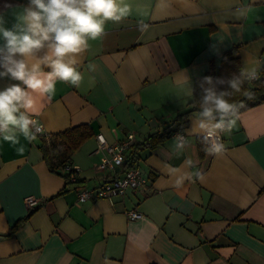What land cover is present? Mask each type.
<instances>
[{
    "label": "crops",
    "instance_id": "obj_1",
    "mask_svg": "<svg viewBox=\"0 0 264 264\" xmlns=\"http://www.w3.org/2000/svg\"><path fill=\"white\" fill-rule=\"evenodd\" d=\"M127 2L132 14L109 23L105 35L78 54L80 86L58 83L54 97L38 99L45 131L32 142L20 137L22 155L0 143V264H264V100L236 114L231 133L221 134L226 150L219 155L204 151L202 134L187 131L199 112L191 104L195 87L204 76L227 75L224 55L236 53L239 70L259 73L264 0ZM23 3L0 0V9L11 6L5 9L9 23ZM184 70L193 95L183 90ZM7 83L0 80V87ZM191 109L181 129L186 149H175V135L138 147L135 165L147 186L123 195L78 203L77 191L65 189L41 147L42 135L83 126L90 135L69 162L83 187H97L112 171L97 168L106 153L96 134L109 144L132 134L131 145H138ZM184 172L193 178L176 187V175ZM27 196L40 200L28 209ZM127 210L141 216L129 219Z\"/></svg>",
    "mask_w": 264,
    "mask_h": 264
},
{
    "label": "clouds",
    "instance_id": "obj_2",
    "mask_svg": "<svg viewBox=\"0 0 264 264\" xmlns=\"http://www.w3.org/2000/svg\"><path fill=\"white\" fill-rule=\"evenodd\" d=\"M10 7L0 9V80L8 81L0 87V143L12 145L22 155L25 149L20 137L32 142L45 131L37 118L38 99L54 97L58 83L79 87L84 76L78 67V54L90 47V41L101 39L109 23L125 21L132 14V5L127 0H24L23 6L12 12L9 23L5 9ZM147 27L141 25L142 30ZM256 79L254 67L241 68L227 79L210 75L201 79L199 112L187 131L203 135L207 154L219 155L226 150L221 134L231 133L242 106L230 97L237 93L250 96L243 86ZM181 83L185 94L193 95L187 70ZM188 144L187 135L174 137L178 152ZM121 162L116 157L115 163ZM184 163L188 168L194 164L191 159ZM171 171L175 174L180 169ZM193 175H176L175 186H182Z\"/></svg>",
    "mask_w": 264,
    "mask_h": 264
},
{
    "label": "trees",
    "instance_id": "obj_3",
    "mask_svg": "<svg viewBox=\"0 0 264 264\" xmlns=\"http://www.w3.org/2000/svg\"><path fill=\"white\" fill-rule=\"evenodd\" d=\"M222 63L223 66L227 69V75L225 74V76H219L218 74H215L213 75V77H223L227 79L230 78L232 74L237 73L239 71V56L234 52H229L224 55ZM258 76V79L254 81H246L243 86L244 89L250 92V96H245L237 93L230 97L231 101L237 102L242 105L239 108L238 112L249 108L255 104H258L264 100V64L260 68ZM199 84L200 83H198V85L195 87L193 100L191 101V104L194 107H199V98L201 95V89L199 87ZM221 87H226V85H223ZM191 111L192 109L177 115L168 123H166V126L162 131L151 134L145 139L143 143L138 145H131L129 147L131 151L129 155H125V160L122 164V168L127 169L135 165V157L137 154L138 147L146 146L153 148L157 144L161 143L163 139L173 135L175 131L183 129L184 125L188 122V118ZM89 135L90 133L83 129V126L71 128L65 133L56 135V137H48V135H42L43 145L41 147L43 149V153L48 159L51 169L65 178L66 190H76L77 188H81L84 185L83 180L78 179V177L76 181L71 182L69 180L68 174L63 173L61 169L63 166L70 163L69 154L73 150H75L77 145ZM65 138L70 139L69 143H66V141H64Z\"/></svg>",
    "mask_w": 264,
    "mask_h": 264
},
{
    "label": "built area",
    "instance_id": "obj_4",
    "mask_svg": "<svg viewBox=\"0 0 264 264\" xmlns=\"http://www.w3.org/2000/svg\"><path fill=\"white\" fill-rule=\"evenodd\" d=\"M254 81V80H253ZM184 134L182 130H177L173 135ZM185 135V134H184ZM97 147L105 151V155L101 157L97 168L100 170H111L112 174L109 179L105 180L97 187L77 188L76 201L82 203L96 198H110L116 195H123L127 189H139L147 186V179L141 172L138 166L134 165L131 168L123 169L122 164L125 160V153L131 146L133 135L129 134L124 140L116 144H109L102 134H96ZM222 142V136H221ZM116 157L121 158L122 162L115 163ZM61 171L68 174L69 180H77V167L68 163L63 166ZM117 171V172H113ZM40 199L34 196H27L24 198L25 207L28 209L37 205ZM129 219H137L141 213L136 210L125 211Z\"/></svg>",
    "mask_w": 264,
    "mask_h": 264
}]
</instances>
